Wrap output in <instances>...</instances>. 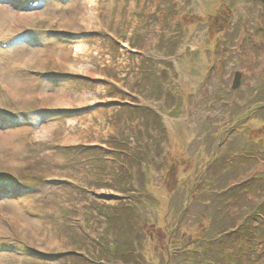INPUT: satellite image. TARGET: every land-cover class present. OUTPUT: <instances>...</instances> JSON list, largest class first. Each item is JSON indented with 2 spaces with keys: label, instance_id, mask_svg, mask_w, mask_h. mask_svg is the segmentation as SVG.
<instances>
[{
  "label": "rangeland",
  "instance_id": "1",
  "mask_svg": "<svg viewBox=\"0 0 264 264\" xmlns=\"http://www.w3.org/2000/svg\"><path fill=\"white\" fill-rule=\"evenodd\" d=\"M19 2L35 16L13 28L24 33L14 48L0 49V78L64 102L45 98L46 107L79 110L0 128L15 132L16 160L28 165L0 161V176L21 186L0 196V214L20 222L0 218V264H118L114 248L128 264H264V0ZM37 14L92 27L51 28ZM52 49L66 68L39 62ZM25 56L43 77L12 70ZM77 70L90 80L52 74ZM0 98L14 114L43 108ZM239 226L250 235L234 246L225 235Z\"/></svg>",
  "mask_w": 264,
  "mask_h": 264
},
{
  "label": "bare ground",
  "instance_id": "2",
  "mask_svg": "<svg viewBox=\"0 0 264 264\" xmlns=\"http://www.w3.org/2000/svg\"><path fill=\"white\" fill-rule=\"evenodd\" d=\"M88 3L90 4V5H92V4H94V0H88ZM11 14H13V12L12 11H9L7 14H6V16H5V14H4V10L2 9V7L0 6V19H3V18H8V21L11 23V26H13V25H15L16 23H20V22H22V23H25V22H30L31 20H32V18H33V16H35V15H30V14H26V13H23V14H19V13H15V16H13L14 18H11L10 16H11ZM39 16H40V14H38ZM38 15H36L37 17H38ZM70 18V16H65V18H62V20L65 22V21H67L68 19ZM52 19H54V20H57L56 18H52ZM80 19H83L82 21H83V26L85 27V28H87V27H92V25L91 24H89L88 23V21H86L84 18H82V17H80ZM76 20H79V18H77V19H74L73 21L71 20V19H69L68 21H70L71 23L73 22V24H76ZM87 49V47L86 46H83V47H78L77 49H75V53H79V52H82V51H85ZM54 50L52 49L50 52H53ZM50 57H52V56H50ZM32 60V59H31ZM31 63H32V61H31ZM31 63H30V65H31ZM62 65V64H61ZM83 70V69H82ZM81 72H83V71H81V70H77L76 71V73H81ZM11 84V83H10ZM6 91H9V89L8 88H4ZM14 89H16V91L15 90H13L15 93H17L19 90L18 89H20L18 86H14ZM21 94V93H20ZM23 94V93H22ZM9 99H11L12 101H14L15 103H20V104H25V101H19L18 99L17 100H14V98H10L9 97ZM48 128H50V127H47L46 129H48ZM14 135H15V132L14 131H9V132H2V133H0V140H2V141H5V140H7V141H13V137H14ZM15 161H17V160H10V163H14ZM14 208H16V207H14ZM7 215H10V214H7ZM11 217V224L13 225V226H15V225H17L19 222H18V218L15 216H12V215H10Z\"/></svg>",
  "mask_w": 264,
  "mask_h": 264
},
{
  "label": "trees",
  "instance_id": "3",
  "mask_svg": "<svg viewBox=\"0 0 264 264\" xmlns=\"http://www.w3.org/2000/svg\"><path fill=\"white\" fill-rule=\"evenodd\" d=\"M134 109H141V110H143V108H134ZM145 111H147V113H150V114H155L154 112H152L151 110H145ZM156 115V114H155ZM264 132V131H263ZM258 180V178H253V179H251V180H248L247 182H244V183H242V184H240V185H238V186H235V187H233V188H231V189H229V191L227 192V194L229 193H231V194H233L232 192L233 191H235V190H238V189H241V188H243V187H246V189H249V187H252L253 185H254V183H255V181H257ZM263 190H264V187L262 188ZM259 215H257L256 217L259 219V220H261V221H264V206H261L260 208H259V212H257ZM263 213V214H262ZM175 234V232L172 234V235H174ZM244 234H247V237L250 235V232L249 231H246V229L245 228H242L241 226H239L237 229H235V230H233V231H230L228 234H226L225 235V237L227 236V237H229V238H232L231 239V242H232V244L234 245V246H238L239 244L240 245H244V244H246V242H247V238L246 239H244L243 238V235ZM249 239V238H248ZM238 243H237V242ZM248 243H250V242H248ZM249 245V244H248ZM247 249V248H246ZM179 251H180V248H179ZM114 253H115V255L116 256H118L119 258L117 259V262H118V264H128V262L127 261H125V260H127L128 259V255H126L125 253H123L122 255L119 253L118 254V251H117V249L116 248H114L113 249V256H114ZM126 256H125V255ZM181 254H183V252L181 253ZM180 254V255H181ZM125 256V257H124ZM258 260V258H255V263H256V261ZM126 262V263H125ZM130 264H135L134 262H132V261H130L129 262Z\"/></svg>",
  "mask_w": 264,
  "mask_h": 264
},
{
  "label": "water",
  "instance_id": "4",
  "mask_svg": "<svg viewBox=\"0 0 264 264\" xmlns=\"http://www.w3.org/2000/svg\"><path fill=\"white\" fill-rule=\"evenodd\" d=\"M239 78H240V75L239 74H236L235 75V79H234V83H233V89H235L238 86V84H239ZM108 199H113V200L119 199L120 200L121 198L109 196Z\"/></svg>",
  "mask_w": 264,
  "mask_h": 264
}]
</instances>
